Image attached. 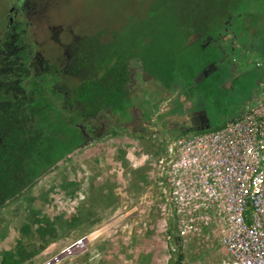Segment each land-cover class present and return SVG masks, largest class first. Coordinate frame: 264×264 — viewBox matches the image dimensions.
Returning a JSON list of instances; mask_svg holds the SVG:
<instances>
[{
	"label": "rangeland",
	"instance_id": "obj_1",
	"mask_svg": "<svg viewBox=\"0 0 264 264\" xmlns=\"http://www.w3.org/2000/svg\"><path fill=\"white\" fill-rule=\"evenodd\" d=\"M22 2L0 0V33L6 24V8L19 7ZM38 2L25 0L23 6L42 16V24L62 27L64 33L57 31V35L63 42L77 31L96 34L103 24L114 22L115 8L126 5L124 0H52V12L47 13ZM230 5L235 8L233 30L239 28L243 37L254 36L259 53L253 52L250 59L256 61L264 48V0H231ZM13 15L21 19L19 13ZM47 35L40 33L41 50L51 53L58 64L67 62L66 56L58 54L51 33ZM70 50L66 49L68 55ZM259 75V71L249 70L242 91L231 90L238 86L234 81L227 93L203 97L202 105L214 126L201 131L181 128L168 136L156 133L162 130L161 124L183 122L173 111L166 115V97L156 100V91L151 99L162 101L159 114L165 119L161 121L159 115L157 121L151 114L154 134L143 136L119 129L111 116L103 113L101 122L88 125L103 126L102 136L73 150L0 207V264H47L57 257L62 258L55 264H175L179 254V264H231L224 238L230 229H236V223L227 217L194 214L192 209L202 205L207 204L210 210V202L197 200L195 186L184 192L187 198L177 185L170 190L158 160L164 145L224 127L225 119L238 111L240 104L234 102L250 96ZM132 82L138 98L143 89L157 85L142 82L139 75ZM131 126L134 128L132 122ZM189 168L188 172L197 170ZM180 210L187 215L182 216ZM24 224L27 227L21 232ZM173 238H179L177 244Z\"/></svg>",
	"mask_w": 264,
	"mask_h": 264
},
{
	"label": "trees",
	"instance_id": "obj_2",
	"mask_svg": "<svg viewBox=\"0 0 264 264\" xmlns=\"http://www.w3.org/2000/svg\"><path fill=\"white\" fill-rule=\"evenodd\" d=\"M230 1L124 0L113 23L96 34L77 31L66 42L57 35L62 27L42 24L33 8H15L21 19L9 24L5 17L0 33V207L73 150L102 136L103 126L88 125L101 122L103 113L122 129L132 108L142 111L145 96L131 93L134 64L158 85L155 91L174 96L176 110L205 111L203 97L227 93L231 77L232 84L238 82L231 90L242 91L247 72L259 71L250 96L234 102L240 104L238 114L223 124L239 115L264 77V48L258 60L250 59L259 53L254 36L233 30ZM40 2L41 10L52 12V0ZM48 32L67 62L58 64L41 50L40 33ZM245 60L247 70L239 66ZM173 240L177 244L179 238Z\"/></svg>",
	"mask_w": 264,
	"mask_h": 264
},
{
	"label": "built area",
	"instance_id": "obj_3",
	"mask_svg": "<svg viewBox=\"0 0 264 264\" xmlns=\"http://www.w3.org/2000/svg\"><path fill=\"white\" fill-rule=\"evenodd\" d=\"M159 158L170 190L177 185L184 193L195 186L197 200L210 202V210L206 204L193 208L194 214L236 223L224 238L231 264H264V81L260 92L224 127L168 143Z\"/></svg>",
	"mask_w": 264,
	"mask_h": 264
},
{
	"label": "flooded vegetation",
	"instance_id": "obj_4",
	"mask_svg": "<svg viewBox=\"0 0 264 264\" xmlns=\"http://www.w3.org/2000/svg\"><path fill=\"white\" fill-rule=\"evenodd\" d=\"M23 3L21 4V6L19 7H14V6H11L10 9H8L6 11V20H7V23L11 24L15 21H17L18 19L14 17L13 13H19L18 11H14L15 8L16 10H18L20 7L22 8L23 6ZM7 9V8H6ZM20 14V13H19ZM9 26V25H8ZM132 64V62L130 63ZM209 68H212V66H209ZM209 68L207 71H209ZM131 71V77H132V80L134 81L136 79V77L139 75L140 78H141V81L142 82H148V77H143L142 74L140 73V68L139 67H131L130 69ZM233 75H234V72H233ZM231 81L232 79H234L233 77L230 78ZM231 81L229 82L230 86H228L229 89H231ZM260 81H258V87L260 85ZM155 86L157 87L158 85H153V88H155ZM153 88H149L148 89H143L142 90V95H144V99L142 101L141 104L144 105V107H142V111H138V110H135V108H132L130 110V114H131V117H129L128 119L122 121V129L123 130H133L135 131L137 134H141L143 136L145 135H149V134H154L153 130H151V126H152V123L150 122V116L151 114H155L156 116V120L159 121L160 120V117L159 115L161 116V121H163L165 119V115H161L159 114V110L163 107V105H160L162 103L156 101L158 100V98H164L166 97V104H167V113L166 115H168L169 111L170 112H174L175 115H177L178 118H181L183 120V122L181 124L179 123H174V122H171V123H167L165 124V126L163 124H161V131L160 130H155L156 133H160L161 135L163 136H168V135H172L173 132H176L178 130H180L181 128H183L184 130H188V131H191V132H196L195 130V126H190L191 128H189V126H187V122H189L190 118H192L194 115H203V112L205 111H198V110H191L190 108H186V106L182 107L181 110H176L175 109V106H174V96H171L169 93H166V92H162V91H159L157 92L156 91V100L155 102L151 99L153 97ZM131 93H133V91L131 90ZM249 103V101H248ZM188 104V103H187ZM190 105V104H188ZM248 105V104H247ZM191 107H193V105H190ZM157 109V112L155 113L154 110L156 111ZM208 117V115H207ZM114 118V117H113ZM111 119H112V116H111ZM180 119V120H181ZM209 119V118H208ZM113 120V119H112ZM135 121V122H134ZM211 121V120H210ZM131 122H132V125L134 126V128H131ZM124 126V127H123ZM126 127V128H125Z\"/></svg>",
	"mask_w": 264,
	"mask_h": 264
},
{
	"label": "water",
	"instance_id": "obj_5",
	"mask_svg": "<svg viewBox=\"0 0 264 264\" xmlns=\"http://www.w3.org/2000/svg\"><path fill=\"white\" fill-rule=\"evenodd\" d=\"M187 126H189V128H191L190 126L192 127L195 126L196 131H201V130L212 128L214 126V122L210 121L207 117V114L203 112V115H198V116L194 115L192 118H190L189 122H187ZM61 258L62 257H57L56 259L50 261L47 264H55Z\"/></svg>",
	"mask_w": 264,
	"mask_h": 264
},
{
	"label": "crops",
	"instance_id": "obj_6",
	"mask_svg": "<svg viewBox=\"0 0 264 264\" xmlns=\"http://www.w3.org/2000/svg\"><path fill=\"white\" fill-rule=\"evenodd\" d=\"M263 52H264V50H262ZM225 53L227 54L228 52H227V50H225ZM229 55V54H228ZM249 55H247V57H248ZM248 61L247 60H245V61H243L241 64H239V66L242 68V69H248L249 67H248ZM243 65H244V68H243ZM241 112V111H240ZM238 114V113H237Z\"/></svg>",
	"mask_w": 264,
	"mask_h": 264
},
{
	"label": "clouds",
	"instance_id": "obj_7",
	"mask_svg": "<svg viewBox=\"0 0 264 264\" xmlns=\"http://www.w3.org/2000/svg\"><path fill=\"white\" fill-rule=\"evenodd\" d=\"M263 81H264V78L261 80L260 85H259L257 91L259 90V88H260V90H261V84H262ZM257 91H256V92H257ZM256 92H255V93H256ZM259 92H260V91H259ZM255 93H254V94H255ZM254 94H253V95H254ZM253 95H252V96H253ZM252 96H251V97H252ZM251 97H250V99H251ZM250 99L248 100L249 102H250ZM245 107H246V106H245ZM242 110H243V109H242ZM242 110H241V112H242ZM241 112H240V113H241Z\"/></svg>",
	"mask_w": 264,
	"mask_h": 264
},
{
	"label": "bare ground",
	"instance_id": "obj_8",
	"mask_svg": "<svg viewBox=\"0 0 264 264\" xmlns=\"http://www.w3.org/2000/svg\"><path fill=\"white\" fill-rule=\"evenodd\" d=\"M79 247H80V244H77V245H76V248H79Z\"/></svg>",
	"mask_w": 264,
	"mask_h": 264
}]
</instances>
